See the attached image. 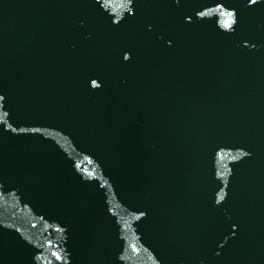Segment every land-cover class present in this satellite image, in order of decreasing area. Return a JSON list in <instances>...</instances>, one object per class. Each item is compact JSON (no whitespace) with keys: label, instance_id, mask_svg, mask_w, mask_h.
Returning a JSON list of instances; mask_svg holds the SVG:
<instances>
[{"label":"water","instance_id":"water-1","mask_svg":"<svg viewBox=\"0 0 264 264\" xmlns=\"http://www.w3.org/2000/svg\"><path fill=\"white\" fill-rule=\"evenodd\" d=\"M0 264H264V0H0Z\"/></svg>","mask_w":264,"mask_h":264}]
</instances>
